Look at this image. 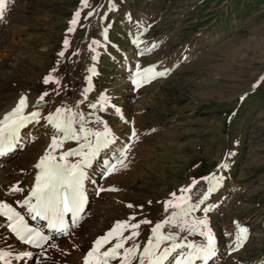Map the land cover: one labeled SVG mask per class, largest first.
Instances as JSON below:
<instances>
[{"label":"rangeland","instance_id":"obj_1","mask_svg":"<svg viewBox=\"0 0 264 264\" xmlns=\"http://www.w3.org/2000/svg\"><path fill=\"white\" fill-rule=\"evenodd\" d=\"M89 5L83 8L81 0H6L4 17L0 16V70L9 74L1 79L0 109L23 92L36 97L47 92L45 98L57 99V108L68 107L80 119L99 118L111 126L118 148L128 149L124 164H136L138 155L149 156L153 164L158 161L149 170L137 166L129 182L112 186L116 191L105 187L94 196L90 208L97 210L78 233L86 241L84 251L89 246L85 233L96 230L103 236L117 221H151L136 230L135 242L141 245L156 221L179 213L165 211L171 193L180 195L179 190L195 179L191 203L196 208L187 219L207 220L208 230L219 239L217 264H264V0H89ZM78 10L80 21L69 33ZM89 11L94 15L87 17ZM65 38L70 42L67 50ZM61 51L63 57L58 55ZM149 67L165 74L142 71ZM53 68L59 85L43 82ZM101 97L107 98L105 104ZM34 134L24 148L32 154L51 137L44 129ZM69 142L64 150L77 146V141ZM112 157L115 162L117 156ZM18 172L24 174V188L31 174L18 169L10 178L16 179ZM214 176L222 185L198 203L209 188L206 181ZM103 182L101 178L98 187ZM4 188L0 202L7 198ZM11 203L18 206L15 198ZM100 216L106 221L103 228L87 223ZM237 222L248 235L234 250ZM1 223V247L13 246ZM166 227L181 239H191L187 229ZM67 238L58 245L70 248ZM127 243L125 247L133 241ZM62 248L50 246L46 264L63 261ZM34 258L33 264H45L40 255Z\"/></svg>","mask_w":264,"mask_h":264},{"label":"snow or ice","instance_id":"obj_2","mask_svg":"<svg viewBox=\"0 0 264 264\" xmlns=\"http://www.w3.org/2000/svg\"><path fill=\"white\" fill-rule=\"evenodd\" d=\"M83 8L90 7L89 0H81ZM6 8V0H0V16ZM94 15V11H89L87 17ZM81 17V10L74 13L73 18L69 22L70 27L68 32H74L75 26L79 23ZM85 17V19H87ZM69 40L64 39V49L69 47ZM93 44H99V41H93ZM60 57L65 55L64 51L58 53ZM95 59V57H93ZM57 69L53 68L49 75L44 77V83L60 84V80L52 75ZM89 71H93L89 69ZM144 73H152L153 76H162L165 73L155 72L153 68L149 67L142 70ZM141 69L137 66V75H140ZM89 77V82H90ZM133 83L139 86L138 80H133ZM90 87L85 89L86 94L90 91ZM48 95L44 92L39 96L32 107L35 110L29 111L26 114V109L29 108L28 97L21 95L16 106L0 118V156L5 155L10 151L18 136L20 129L25 127L31 121L39 122L42 118L39 111V102L43 101ZM106 101V97H101ZM96 108V104L91 105ZM80 114L73 113L70 108H56L54 113H49L46 117L47 123L54 130L51 135V143L48 150L39 158L38 162L34 165L37 172L35 173V183L30 189L26 198L19 202L22 208H26L32 220H42L46 222V227L60 233H67L68 223L66 218L71 217L73 222L75 218L81 213L86 202L84 191V181L87 178L86 169L91 167L92 162L98 157L103 148H107L115 141L111 138L110 129L107 123L103 124V130H93L86 126V123L81 118L79 127H75V122ZM97 123H102L97 118ZM132 138L136 137V131L133 128L131 133ZM75 140L80 146L79 148H69L60 152L58 149H63L65 141ZM128 149L121 150L119 156L116 157L115 162L104 161V170L101 175H108L117 171V165L125 166L124 153ZM76 156L74 162L69 160V157ZM123 157V158H121ZM221 168L226 167L225 164L220 165ZM205 180L208 178L205 177ZM216 183H219L218 177H214ZM197 181L193 179L192 184L188 187L179 190L180 195L171 193V199L165 201V211L169 208L179 209V213L174 211L172 215L163 221L156 223L152 228L153 236L148 239L147 245L141 248V245L135 242V238L139 236L140 224H151L149 220H142L140 223L130 224L129 221H117L114 227L109 230L105 235L98 237L92 248L83 257L82 264H111L112 261H117L118 264H166L168 258L172 253L177 252L178 249H191V251H180L175 257V264H194L195 260H207L215 255L216 247L214 238L208 230V222L206 219L189 221L187 217L190 212L196 208V204L191 203V192ZM213 187H209L206 192L201 194V199L198 203H203L208 199V194L213 191ZM104 191L106 189H100ZM116 191L117 189H107ZM12 191H23L19 187H14ZM128 207H133L128 205ZM207 211V209H205ZM183 214L180 216V214ZM0 216L7 219V227L15 237L24 244L33 245L38 248H43V244L51 238L41 231L38 227L30 225L25 216L18 212L12 205L6 202H0ZM180 217L181 222H177ZM130 219H135L131 217ZM171 224L174 228H180L181 231L187 229L190 232H195L200 229L199 235L204 237L206 242L200 245L195 244H182L178 242L177 235L168 233L165 234L161 230L166 225ZM238 229L235 238L234 250H238L243 246L244 241L247 239L248 229L236 223ZM131 228L132 231L128 236H124V231ZM115 243L108 247L106 250L101 251L105 245H109L112 241ZM132 240L133 243L129 247H125L126 243ZM168 242V243H165ZM55 245H53L54 247ZM122 250V251H121ZM10 254V253H9ZM23 255H30L23 253ZM0 261L4 264H10L6 259V255L0 252Z\"/></svg>","mask_w":264,"mask_h":264},{"label":"bare ground","instance_id":"obj_3","mask_svg":"<svg viewBox=\"0 0 264 264\" xmlns=\"http://www.w3.org/2000/svg\"><path fill=\"white\" fill-rule=\"evenodd\" d=\"M128 60H129V58L126 57V61H125L126 68L130 66V64L128 63ZM8 76H9V74L5 70L4 71L3 70H0V84H1V79L3 77H8ZM73 94H74V92H73ZM21 95H24V96H27L28 97L29 108L26 110V114L29 111L35 110L32 107V105L36 101H38L39 96L36 97V96L32 95L30 92H23L16 99L12 98V99H9L10 101L4 102L5 103V107L0 109V118H2L4 114H6L7 112L11 111L16 106V104L18 103L19 98L21 97ZM104 104H105V102H104ZM56 108H57V99H50V98L49 99H46V98H44L43 101H40L39 102V111L41 112L42 118L39 120V122L31 121L28 124H26L25 127H23V128L20 129V132H19L20 139L18 141H16V143H15L16 149L13 152V156H12L14 158V155L15 154H16V156L18 155V157H16L18 160L15 163H13V164H11L9 166V162L12 160V158L10 160H8V158L11 155H8L7 157H0V188H4V186H11L12 185L11 187L4 188V191L3 192L5 194H7V195H5V194L3 195V196H6L7 197V198H5V202L8 203V204H10V205H12L18 212H20L22 215H24L25 218H26V220H28V222L30 223V225H32L33 227L40 225L41 224L40 221L39 220L33 221L31 219V217L29 216L26 208H22L21 207L19 209L16 205H14L13 203H11V199L15 198V201H16L17 205L21 206V204L19 202H22L26 198V196L30 192V189L32 188V186L35 183V173L37 172V169H35L34 165L38 162L39 158L44 154V152L46 150H48L49 144L51 143V137H49V139L45 142V145L43 146V148L40 149V150H38V151H36V153H34V154H32V152L30 153V151H31L30 149L28 151H25L24 148L26 146H28L31 143V140H33L35 138L34 132H38V131L44 129V130H47L48 131V133L50 134V136L52 135V132L54 130L51 128V126L47 123L46 119H44L43 117H46L50 112L51 113H54L55 110H56ZM73 113H75V111ZM83 121L86 123V126L87 127L92 128L93 130H100V131L103 130V124L102 123H97V119H95V118L87 119V120L83 119ZM101 122H102V120H101ZM80 124H81V119L77 117L74 126L75 127H79ZM113 135L114 134L112 132L111 138L114 140V136ZM69 141H70L69 143L76 142L75 140H69ZM65 143H67V141H65ZM64 146H63V149H58L57 150V153H54V154H57L58 155L60 152L64 151V149H65ZM79 146H80V144L77 142V146H75V148H73V145H72V147H69V148L76 149V148H79ZM118 147L119 146H117V143L115 141L114 143L110 144L107 148H103L100 151L98 157L92 162L91 167H89V168L86 169L87 178L85 179L86 186L84 188V191H85V194L88 195V197L90 198V203L94 199V196L98 195L99 192H102L100 189H104L105 187L106 188L107 187L108 188H111L112 186H114V184H116V186H118V187H122L126 182H129V181H127L128 175L131 172H134L137 169V166L139 168H141V169L149 170V169L154 168L155 167V164L158 163V161L156 163H154V164L151 163L150 160H149V158H148L149 156H141V155H138L136 164L131 165L130 163H126L125 164L126 167L125 166L117 165V168H118L117 171H114V172H112L111 174H108V175H101L102 171L104 170V161L114 162L113 161L114 157H112V155L116 157V156L119 155V153L117 155L116 152H121L122 149H119ZM28 153H30V154L28 155ZM71 158L74 159V160H72ZM27 159H29L30 161H27ZM76 159H78V157H76V156L69 157V160H72L73 162ZM24 168L27 170V172H29L31 174V177H29V179H27L28 180V184L24 188H21L20 182L24 180V177H23L24 174H21V172H18L17 173L18 176L14 180H12V178H10V174L16 173L18 171V169H22L23 170ZM146 176H148V175H145V178H146ZM139 177H140V175H139ZM214 177H216V176H214ZM101 178L104 179V182L102 183V186L101 187H98L97 188L96 185L99 183V180ZM138 181H140V180H138ZM206 183H207L208 187H213V185H215V187L213 188V191L211 193L217 192L218 191V187H219L218 185H222V182H221L220 179H219V183L217 184L216 183V180L213 179V178H210L209 180H207ZM14 187H19L23 191H19V192L12 191V189ZM18 194H20L21 197L16 198V196ZM178 196H179V194H178ZM209 196H211V195L208 194V197ZM118 197L121 198V199H124V200L126 198V196L123 195V194H121V195L119 194ZM219 206H221V204H219ZM96 207L93 209V208H90L88 206L87 209H86V211L83 214V217H82L80 223H78L77 226L74 229H72L71 232H69L68 238L66 240L70 242V245H69L70 248H66L64 246H63L64 248H62L61 245L59 246L58 244H60V242L64 239V237L61 236V235H58V234H53L52 240L50 241V243L47 245V247H45L41 251L30 250V249H28L26 247H23V246L19 245L18 243H15L13 246H7V247H1V245H0V252L5 253L6 259L10 262V264H33V262H30V260L28 259V257H30V256H34L35 257V255H40L39 260L44 261V263L46 264L48 262V259H46L47 258V255L45 254L46 253L45 251L50 246L52 247L53 245H55V246H57V249H59V248H62L63 249V253H62L61 256H62V258L65 257V259L64 260L61 259L63 261H61L58 264H82L83 257L92 248L94 241L98 237H101L100 235H97V233L99 231H96V230H92L93 232L92 231H89L88 233H85V237L89 234L88 241H87L89 243V246L84 251V249L82 247L83 246H86L85 245L86 244L85 243L86 241H85V239H84V237L82 235H80V234L78 235V233L80 232V228L82 226H84V223L87 221V219L89 218V216H93L95 214L94 212H96V210H97ZM217 208H218V211H221V209H222L220 207H217ZM2 217L3 216H1V218ZM97 221H98V223H97ZM97 221L96 220L95 221H92V219H90V221H88L87 223H90L91 226L97 227L98 229L99 228H103L105 226V224H106V221H103L102 222V217L101 216H100V219L99 220L97 219ZM1 222H4V221H1ZM159 222L160 221H156V223H159ZM7 223H8V221L7 222L5 221V227L7 226ZM156 223H154L151 226V232H149L150 234H148L149 238H151L153 236L152 228L155 226ZM142 230H141V232H142ZM161 231L164 232L165 234H168L170 232V229H168L165 226V228L162 229ZM199 231H200V229H197L194 233L189 231L188 234L191 237V239L188 240V235L185 236L183 239H181V237H178L179 240L181 239L180 241L178 240V242H180L182 244H195V245H200L202 243H205L206 240H205L204 237H202V236L199 235ZM6 232L8 233L7 230H6ZM144 232H146V230ZM76 235H77V239L74 237ZM212 236H213L214 239H217L216 235H213L212 234ZM144 237L142 238V241H141V248H143V246H146L147 245V241L149 239V238H144ZM165 243H168V242H165ZM0 244H2L1 241H0ZM185 250L191 251V249H178L177 252L172 253V255L166 261V264H175V257H176V255L180 251H185ZM217 251L220 252L219 244L217 246ZM60 252H61V250H60ZM23 253H29L30 255L25 256V255H23ZM65 254H68L69 257L66 258ZM59 258H61V257H59ZM220 258H221V256L220 255H217L215 258L213 257L209 261H199L197 264H217L219 262ZM20 259H22V260L20 261ZM0 264H4V261H0ZM53 264H57V262H55Z\"/></svg>","mask_w":264,"mask_h":264}]
</instances>
